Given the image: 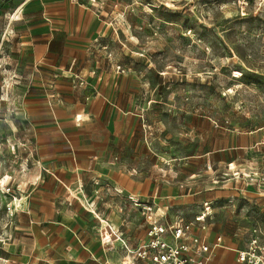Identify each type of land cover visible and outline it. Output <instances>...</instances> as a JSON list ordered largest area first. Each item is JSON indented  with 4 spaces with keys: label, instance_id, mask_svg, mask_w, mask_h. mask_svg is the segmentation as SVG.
<instances>
[{
    "label": "rangeland",
    "instance_id": "rangeland-1",
    "mask_svg": "<svg viewBox=\"0 0 264 264\" xmlns=\"http://www.w3.org/2000/svg\"><path fill=\"white\" fill-rule=\"evenodd\" d=\"M76 1L114 19L91 52L102 54L95 64L106 61L133 84L150 148L176 165L182 181L200 175V187L226 182L230 196L216 203L214 220L201 230L214 225L225 245L245 249L257 229L264 244V144L229 152L232 164L225 165V151L199 157L249 144L241 134L264 139V0ZM6 11L0 14V264H17L29 239L38 167L28 105L44 94L33 87L38 79L21 26L14 23L1 38Z\"/></svg>",
    "mask_w": 264,
    "mask_h": 264
},
{
    "label": "crops",
    "instance_id": "crops-1",
    "mask_svg": "<svg viewBox=\"0 0 264 264\" xmlns=\"http://www.w3.org/2000/svg\"><path fill=\"white\" fill-rule=\"evenodd\" d=\"M8 9L1 38L14 23L21 26L23 50L38 79L33 87L44 94L28 105L38 167L29 239L17 264H138L133 253L149 243L150 224L179 219L194 242L213 245L222 238L212 264H236L241 249L225 245L214 225L209 235L201 230L214 220L216 203L230 196L226 182L200 187V175L182 181L176 165L166 164L144 138V107L135 111L133 84L106 61L95 64L102 54L92 48L114 19L74 0H0V14ZM241 135L250 143L199 157L225 151V165L232 164L229 152L264 144L257 132ZM206 203L212 217L197 223Z\"/></svg>",
    "mask_w": 264,
    "mask_h": 264
},
{
    "label": "built area",
    "instance_id": "built-area-1",
    "mask_svg": "<svg viewBox=\"0 0 264 264\" xmlns=\"http://www.w3.org/2000/svg\"><path fill=\"white\" fill-rule=\"evenodd\" d=\"M117 69L120 71V67ZM212 214V204L206 203L195 221L201 223L211 219ZM261 235V230H252L246 248L236 251V264H264V244L259 241ZM149 238V243L133 255L154 264H212L214 250L222 246L221 237L216 238L213 245L192 241L183 219L174 224L160 223V220L152 222Z\"/></svg>",
    "mask_w": 264,
    "mask_h": 264
},
{
    "label": "bare ground",
    "instance_id": "bare-ground-1",
    "mask_svg": "<svg viewBox=\"0 0 264 264\" xmlns=\"http://www.w3.org/2000/svg\"><path fill=\"white\" fill-rule=\"evenodd\" d=\"M16 17H17V16L14 15L13 19H16ZM11 22H12V20H11ZM130 37L132 38V40H136V38H135L133 35H130ZM131 38H130V39H131ZM137 40H138V39H137ZM17 203H18V202H17Z\"/></svg>",
    "mask_w": 264,
    "mask_h": 264
}]
</instances>
